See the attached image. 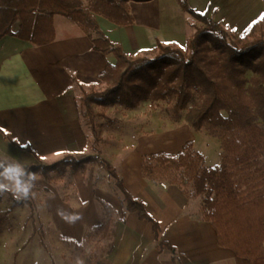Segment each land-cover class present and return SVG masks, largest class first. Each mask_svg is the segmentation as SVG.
<instances>
[{
	"label": "crops",
	"instance_id": "1",
	"mask_svg": "<svg viewBox=\"0 0 264 264\" xmlns=\"http://www.w3.org/2000/svg\"><path fill=\"white\" fill-rule=\"evenodd\" d=\"M187 2L196 12L206 14L208 19L237 35L264 17V0ZM131 3V25L117 26L95 16L101 32L129 56L151 51L157 40L184 47L194 33L191 31L194 27H189L194 18L181 9L177 0L134 2L144 7L139 20L134 18ZM67 21L61 16L53 18L55 39L46 45L37 46L13 36L0 39V157L19 161L26 168L51 165L67 156L74 159L94 156L79 100L82 92L98 85V76L106 63H114L115 59L113 55L103 56L94 51L91 39ZM12 30L16 32L18 26ZM188 128L186 136L176 135L169 142H99L97 148L99 158L113 167L125 189L157 221L158 241L150 222L125 210L115 185L113 192L100 182L95 185L91 176L83 178L82 171L73 172L66 167L44 177L34 174L36 181L29 200L36 205L37 213L40 207L39 227L43 232L36 240L32 224L28 238L14 253L15 261L11 264H50V253L45 252L47 242L58 247L63 241L81 244L91 232H95L92 236L97 234L93 239L106 248L94 264H248L246 259L218 245L212 224L202 217L200 197L142 174L145 156L175 155L189 142L193 151L203 155L205 167L208 158L201 151V144L219 157V142H195L199 131ZM108 177L106 185H113V179ZM61 212L78 215L80 219L70 224ZM107 218L108 229L97 230ZM48 232L52 234L49 236ZM161 241L175 251L161 249Z\"/></svg>",
	"mask_w": 264,
	"mask_h": 264
},
{
	"label": "trees",
	"instance_id": "2",
	"mask_svg": "<svg viewBox=\"0 0 264 264\" xmlns=\"http://www.w3.org/2000/svg\"><path fill=\"white\" fill-rule=\"evenodd\" d=\"M147 1L150 0H0V39L13 36L37 46L49 44L55 39L53 18L61 16L91 39L94 51L115 59L114 63L107 62L98 76L102 90L84 91L79 100L83 115L88 117L94 137L91 148L96 155L80 159L67 156L51 165H31L27 170L44 177L66 167L78 172L87 164L98 163L113 179L125 210L150 222L158 241L157 221L125 189L113 167L99 158V136L92 119L104 114L95 113L92 105L133 110L143 102H165V112L174 122L183 119L195 131L204 129L219 141L220 163L205 167L203 155L193 151L189 142L175 155L145 156L141 164L143 176L164 182V172L175 166L181 173L179 181L167 183L188 187L184 190L190 196L201 198L202 217L212 224L218 245L248 264H264V127L259 124L264 123V17L251 23L238 37H230L219 23L193 10L187 0H177L181 9L203 27H194L184 47L157 40L151 51L129 56L101 32L95 16L117 26L131 25L129 2ZM15 25L16 32L12 30ZM151 52L153 57L147 55ZM248 71L250 77L246 75ZM23 149L34 154L29 148ZM6 194L12 205L30 206L32 218L29 198L16 201ZM108 226L107 218L97 230ZM159 246L175 251L163 241Z\"/></svg>",
	"mask_w": 264,
	"mask_h": 264
},
{
	"label": "rangeland",
	"instance_id": "3",
	"mask_svg": "<svg viewBox=\"0 0 264 264\" xmlns=\"http://www.w3.org/2000/svg\"><path fill=\"white\" fill-rule=\"evenodd\" d=\"M131 11L136 20L142 17L143 6L137 3H131ZM155 9L152 8L153 12ZM69 22V21H67ZM70 23V22H69ZM192 27H203L201 22L193 19ZM195 29H191L193 32ZM230 37H238L232 31H228ZM143 55V53L138 52L137 54L131 55ZM149 57H153L155 54L153 52L147 54ZM248 77L251 76L250 71L246 74ZM91 89L96 91L102 90V86L96 85ZM167 104L165 102H160L158 104H150L149 102H143L136 109L130 110L120 106H108L104 109L92 105L93 111L95 113L102 112L104 116H95L92 120L98 131L99 142H169L178 135L184 137L190 129V127L185 120H180L179 122H174L171 117L166 114L165 108ZM82 120L84 125L87 127L89 132V141L93 142V135L90 130V126L87 123L88 117L83 115V109H81ZM261 126L264 127V123L259 122ZM192 129V128H191ZM189 130V131H188ZM194 131V129H192ZM191 130V131H192ZM195 142H219L216 138L210 137L207 132L202 129L194 137ZM215 144V143H214ZM100 143H97L96 147L99 148ZM201 151L205 153L208 158V167L220 163L219 157L215 156L212 151H207L201 144ZM210 148H214L210 145ZM218 148V147H217ZM94 152V151H93ZM94 156L96 153L94 152ZM217 158V159H216ZM205 166V165H204ZM171 165L168 170L164 172V182H178L181 175L179 170ZM214 167V166H213ZM83 178L93 177V180L100 182L105 189L112 190L116 192L113 185L108 183L110 178L107 172L98 163L87 164L85 169L82 170ZM159 177H162L161 175ZM188 190V187L184 188ZM34 203H32L33 205ZM34 208V209H33ZM32 218L30 217L31 208L30 206H14L7 199V194L0 196V262L5 264H11L15 261V252L19 251L25 240L28 238L29 233L32 228V224L35 225L36 235L35 239L38 240L41 237L43 228L40 225V207L37 213V207L34 204ZM42 218L44 216H41ZM33 221V222H32ZM39 228V229H37ZM45 233V232H44ZM47 233V232H46ZM93 233L88 234L89 239L81 244H74L69 241H63L58 247L55 244L47 242L48 249L45 252L50 253V264H76V260L80 259L83 264H94L101 254L105 251V246L101 245L99 241H95ZM101 233V232H100ZM52 233L48 232L47 235ZM91 235V236H90ZM41 247V244L39 243ZM19 254V253H18Z\"/></svg>",
	"mask_w": 264,
	"mask_h": 264
},
{
	"label": "clouds",
	"instance_id": "4",
	"mask_svg": "<svg viewBox=\"0 0 264 264\" xmlns=\"http://www.w3.org/2000/svg\"><path fill=\"white\" fill-rule=\"evenodd\" d=\"M0 196L10 193L16 201L27 200L32 191L36 176L29 172L19 161L11 160L8 157H0ZM62 218L68 223H74L80 219L78 215H65L60 213ZM76 264H83L80 259Z\"/></svg>",
	"mask_w": 264,
	"mask_h": 264
},
{
	"label": "built area",
	"instance_id": "5",
	"mask_svg": "<svg viewBox=\"0 0 264 264\" xmlns=\"http://www.w3.org/2000/svg\"><path fill=\"white\" fill-rule=\"evenodd\" d=\"M162 186H165L164 184H161Z\"/></svg>",
	"mask_w": 264,
	"mask_h": 264
}]
</instances>
